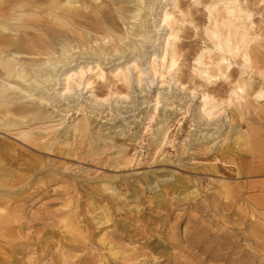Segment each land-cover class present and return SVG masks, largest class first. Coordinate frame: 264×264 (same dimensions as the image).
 Segmentation results:
<instances>
[{
  "label": "rangeland",
  "instance_id": "374dc122",
  "mask_svg": "<svg viewBox=\"0 0 264 264\" xmlns=\"http://www.w3.org/2000/svg\"><path fill=\"white\" fill-rule=\"evenodd\" d=\"M49 1L19 8L6 0V35L17 33L14 18L33 13L25 31L40 36L37 47L55 51L16 59L31 65L58 58L53 76L93 63L89 77L98 64L105 78L94 75L92 90L61 99L54 80L45 85V103L37 91L27 98L10 88L28 83L0 69V264H264V98L239 94L245 99L227 102L232 81L246 70L241 59L230 60L227 80L205 82L196 72L197 56L213 48L205 7L223 11L227 0H178L179 10L171 0H78L71 13ZM235 6L250 17L244 23L253 71L242 77L264 90V0ZM164 11L175 12L179 71L161 66L171 38L160 21ZM154 58L156 73H146ZM133 60L145 69L140 86L113 76ZM207 88L218 103L205 120L198 110ZM90 95L107 103L96 105Z\"/></svg>",
  "mask_w": 264,
  "mask_h": 264
},
{
  "label": "bare ground",
  "instance_id": "6f19581e",
  "mask_svg": "<svg viewBox=\"0 0 264 264\" xmlns=\"http://www.w3.org/2000/svg\"><path fill=\"white\" fill-rule=\"evenodd\" d=\"M15 1H16L15 3L17 5H19L18 6L19 8H24L28 4V0H15ZM195 1L198 2L199 0H195ZM218 1L221 4L223 3L222 0L221 1L218 0ZM171 2H172L173 9L179 10L178 9V0H171ZM236 2H237V0H233V1L227 0V2H225V4H224L225 7L222 8L223 11L217 9L216 3L213 6L205 7V9H207V11H208V22H209L208 25H209V27L207 26L206 28H204V29H206L204 31L206 32L205 34L208 37L207 39H209L212 42L213 48H206L205 50H203L201 52V54L197 56L198 58L195 61V63L198 66H201V68L196 70L197 76L202 77L205 82H211V81H216V80H221V79H226V80L229 79L228 78L229 76H226V74L232 65L230 60L231 59L233 60L235 58L242 60V62H243L242 66L246 68L245 71L249 70L250 73H252V71H253L251 68V58H250V43L252 42L251 41L252 39L250 37V32H249V28H248L249 23H247V25H245L246 23H244L245 22L244 19H246V18L249 19L250 17H249V15L245 14V11L243 9L237 8L235 6ZM60 3H61L60 0H50L48 2V7L52 8V9H56V10H62V11H65L66 13H71L72 11L79 8V6H76V4L79 3L78 0H75V1L74 0H68V1H66L64 6H61ZM11 7L12 6L9 3H7L6 0H0V20H4V18L6 16L5 15L6 8H9L11 10ZM31 7H33V5ZM33 8H35V7H33ZM172 12L169 13L167 11H164L160 17V21L162 22V27H163V25H165V27H168V29L171 30V32L169 31L170 34H168L169 36L167 37V38H169V37H171V38H169L168 40L166 39L163 56L160 59L162 62L161 66L165 67L169 71L176 69V66L178 63V58H179V52H180V48H181L177 43H175V41L177 40V34L172 33L173 29L171 28V26H173V25L170 26V24L175 23V17H174L175 12L174 13H172ZM27 13L28 12H24V13L20 14L19 16H17L16 18L13 19L16 22V24H14L13 27L16 28L15 30H17V33H13L11 38L8 35H6V32L7 33L12 32V31H10V28H8L9 24L4 25L0 22V69L4 73H6L9 78H14L18 81H21L19 83H28V87L25 89H23L25 86L22 87L23 86L22 85L20 87L18 85V83H17V85L19 87L14 86V85H10L8 83V86H10V88L16 87V90L23 93L24 95H27V98H31V97L33 98V96L31 95V92L37 91L38 100L46 103L48 101L47 100L48 97H47L46 93L50 92L48 87H50L51 85L48 87H46L45 85L53 83L54 80H55L54 82H57L56 84L59 88L57 89V91L55 90L53 95H56L57 98L61 99L62 97H65L66 95H69L70 93L75 94L76 91H78V93L79 92L81 93L82 92V91H80L81 88H86V87H89L90 85H93V82H94L93 79L94 78H92V77H94V75H96V77L98 79H101V80L105 78V74L103 72L104 70H101L99 68L98 64H96V65L94 64L95 67H93V68L97 69V70H95L96 74L91 75L89 77H87L88 73L93 74L92 73L93 69H91V67H92L91 65H93V63L89 64V66L88 65H76V66L68 68V69H64V70L62 69V70L58 71L53 76L52 72L55 69L54 65H57L58 63L61 62V60H59L58 58H56L55 60L46 59L47 63H45L44 61L43 62H40V61L32 62L33 64H31V65H26L25 63H22L23 62L22 60H17L16 58L19 55L31 54V53L40 55V54H42L41 50H45L43 52V55H47L48 57H51L52 55H54V57H55V51L52 49H51L52 51H50L51 53L48 54L49 51H47V50H49V49H47L46 44L42 48L37 47V41L36 40H39L40 36H34L35 38L30 37L29 34L25 31V30L31 29L26 24V20L36 18L35 14H33V13L27 14ZM48 16L52 17L55 21H57L60 26L66 27L69 25L65 20L58 18L57 16H54L51 13H49ZM137 17H139V10L134 15L133 19H136ZM37 32H38V34L42 33L39 30ZM170 39H172L173 41L171 42ZM41 40L44 42L43 39H41ZM69 48H71V47L68 46V44L63 46L61 48L62 52H61L60 56L66 54L70 50ZM214 52L217 53L218 55L211 57L212 53H214ZM205 55H208L209 63H203L202 62V59H204ZM255 56H256V54H255ZM167 57H169V59H168L169 61H167ZM205 59H206V57H205ZM258 60L260 61V59H258ZM135 61H136V59H135ZM135 61L133 60V61H131L125 65H122L121 67H118L115 70V74L113 76L115 78L119 79L125 85L128 84L129 82L130 83L133 82L135 85L140 86V84L143 80V76L145 75V69H143V68L140 69L139 68L140 66L138 67L137 63H135ZM155 64H156L155 58L151 62H148V65H149L148 68L150 70L148 69V71H146V73H148L149 71L155 72L156 71ZM180 69L181 68H178V66H177L176 71H179ZM132 71L135 72L134 75L132 74ZM244 72H242V74ZM242 74L240 76H238V78L234 79V81H232V90L230 91V98L227 101L229 104L233 103L232 97H234V96L240 97V99H245L242 96H240L239 94H241V95L246 94V97H251L254 99V101L261 100L262 98H264V90H262V89H256L255 90L254 89L255 87L251 86L250 79H244L242 77ZM259 76L262 77V79H264V73L259 72ZM173 78L171 80H173ZM179 81L177 79L175 80V82L178 84H179ZM167 82H169V81H167ZM14 84H16V83L14 82ZM208 84H210V83H208ZM127 86H125V87H127ZM180 86H181V84H180ZM253 86H255V85H253ZM198 88H200V85L195 86V89H193L191 91V94H193L195 91H197ZM90 89L92 90V88H90ZM50 90H51V87H50ZM213 91H215V90L207 88L204 92H201V94H202V101H201L202 105H201V109H199L198 112H199L201 118H203L205 120L210 119L212 117L214 111L217 108L218 101H215V98L212 96V94H210ZM91 92H93V91H91ZM185 92H187V91H185ZM90 96H91V102L95 103L96 105L104 103L106 100L105 98L101 99V98H98V97L93 96V95H90ZM25 97H22L20 99H23ZM50 97H51V95L49 96V98ZM119 98L123 99L124 97L119 96ZM251 98H250V100H251ZM156 101H157V99H156ZM209 101H212V102L214 101L216 104H212L209 106ZM50 102H53V101L50 100ZM50 102H48V103H50ZM1 103L2 102H0V107H1ZM105 103H107V102H105ZM156 104H158V101L156 102ZM243 105H244V103H243ZM236 107L241 108L242 107L241 103L238 102ZM251 108H253V107H251ZM240 111H242V110H240ZM242 114H243V112L241 113V115ZM24 115L26 117H31V116H33V112H29V110H28L24 113ZM32 118H34V117H32ZM81 129H82V131L85 132L86 125L82 124ZM165 135H166V133H163L164 137H165ZM246 143H247V140L245 139L243 141V144H246ZM2 187H3V185L0 182V188H2Z\"/></svg>",
  "mask_w": 264,
  "mask_h": 264
}]
</instances>
